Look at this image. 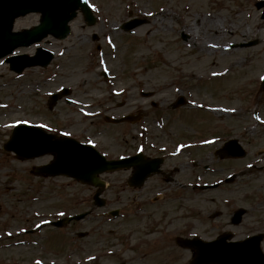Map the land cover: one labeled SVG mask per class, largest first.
<instances>
[{"label":"rangeland","instance_id":"1","mask_svg":"<svg viewBox=\"0 0 264 264\" xmlns=\"http://www.w3.org/2000/svg\"><path fill=\"white\" fill-rule=\"evenodd\" d=\"M260 2L264 0H88L96 25L87 27L78 14L70 24L71 32L65 41L45 40L41 46L55 55L49 67L28 69L17 76L0 61V264H20V261L33 264L42 258L44 264L51 260L55 264H87L85 259L95 251H101L102 258L90 264H188L189 253L176 248L171 237L183 232L182 201L176 197L179 190L166 193L164 198L163 193L158 194L161 198L157 202L139 212L134 197L148 196L151 202L159 190L128 188L127 172L102 176L106 182L105 210L93 209L84 221L65 225L58 231L45 227L26 239L27 246L22 245L24 238L16 237L22 231L36 228L44 220L67 216L72 209L95 208L91 203L94 189L64 178H34L31 169L50 158L19 161L4 152L2 145L15 125L36 124L54 134L90 141L98 150L100 144L109 150L110 156L142 148L149 154L166 153L168 158L175 155L167 164L178 167L194 157L205 158L211 143L199 144L198 156L183 158L177 144L182 142L176 133L187 131L184 137L187 139L196 131L200 138L196 142L200 143L212 142V136L220 137V142L227 137V131L230 136L240 131L245 134L244 146L249 153L247 159L235 161L233 168L242 176H250L251 185H261L264 169L258 167L264 165L260 157L264 156V93L259 84L264 76V19L261 17L264 8H256ZM161 11L168 17L159 16ZM132 18L147 22L132 32L120 30V25ZM158 19L160 23L155 21ZM193 20L198 24L209 21L221 30L236 27L234 34L224 33L208 39V44L220 42V47L225 48L224 54L221 50L202 52L195 46L201 42L202 35L195 40L191 37L193 32L188 33L185 28ZM37 23L38 15L30 14L18 19L14 29L30 28ZM93 33L98 40L92 41ZM249 42H254V46L240 47ZM97 44L100 50L96 49ZM32 52L31 48L18 51ZM202 60L205 65L200 70L197 62ZM102 72L109 74L107 79ZM60 87L71 89L73 104L59 103L54 111L48 110L45 102L49 93ZM153 90L163 93L155 99L140 96L141 91ZM180 95L184 96L185 105L175 112L170 108L166 111L163 106ZM152 100L162 101L156 113L160 122L158 127L150 122L154 134L149 132L137 137L136 143L121 126L106 128L102 125V116L98 117L135 109L148 116L154 109L148 104ZM212 111H219L221 115L216 116ZM162 119H165L164 125ZM93 133L99 134L90 140ZM247 160L251 161V172L246 167ZM222 167L230 168L232 164L223 162ZM229 170L227 174L232 173ZM213 197L219 208L229 207L233 201L235 208L240 207L236 203L241 201L232 187L213 191ZM79 200L83 205L74 207L72 202ZM114 209H119L118 218H108L105 223L99 217L104 211ZM144 223L157 224L151 229L154 232L149 231V238L144 237ZM192 226L193 220H189L187 235L194 233ZM117 227L122 234L119 232L116 236L113 231ZM159 228L162 235H157L161 237L158 242L154 235ZM77 232H86L88 237L79 240ZM51 234L57 250L49 244L50 240L40 250L41 237ZM118 236L123 238L117 239ZM137 237H144L146 243L139 244L135 254ZM52 250L57 254L51 255Z\"/></svg>","mask_w":264,"mask_h":264},{"label":"water","instance_id":"2","mask_svg":"<svg viewBox=\"0 0 264 264\" xmlns=\"http://www.w3.org/2000/svg\"><path fill=\"white\" fill-rule=\"evenodd\" d=\"M77 10L81 11L88 25L94 24V17L85 0H0V59L13 54L19 47L38 43L48 35L56 39H64L69 33L68 23L76 16ZM29 13L40 14L39 24L31 29L13 32L15 19ZM142 23L143 21L134 20L123 25V29L130 30ZM37 51L36 58L18 55L6 58V62H9L11 69L17 73L33 65L46 66L51 54L41 48ZM262 85L264 86V82ZM67 93L68 91L64 90L61 94ZM59 96H51L50 104H53ZM181 104H183L181 100L176 103V105ZM4 149L14 152L21 159L51 154L54 157L53 161L46 166L36 168L34 170L36 176L64 175L95 186L99 184L96 174L105 170L128 168L134 161L133 158H129L107 162L92 147L24 126L14 129ZM82 217L83 215L70 217L53 225L59 227L65 222L72 219L79 220ZM250 240L232 244H227L224 240L201 245L196 240H180L179 243L193 250L194 258L190 264H264L259 258L258 244L253 245Z\"/></svg>","mask_w":264,"mask_h":264},{"label":"flooded vegetation","instance_id":"3","mask_svg":"<svg viewBox=\"0 0 264 264\" xmlns=\"http://www.w3.org/2000/svg\"><path fill=\"white\" fill-rule=\"evenodd\" d=\"M153 106L156 107L157 105L154 104ZM143 119L144 117H142L135 124L123 123V127L132 128V133H138V130H140L143 123H145L142 122ZM186 132L187 131H182L178 134L182 142L181 152L183 153V158H189L194 154L198 156V151L200 150L201 146L199 145L200 143H197L196 141H198L200 138L197 136L195 131L193 135L189 134L188 138L186 139L184 138ZM230 135V131H227V137L223 138V140L220 142L218 141L220 137L212 136L214 142L209 146L210 149L207 150V156L205 158L199 159L194 157L188 162L180 163L178 167L167 164L169 158L166 157V154H149L145 152L146 158L161 157L163 162L160 166L159 174L149 178L141 189H147L151 192L159 190L157 194L163 193L162 198L166 196V193L174 194L179 190V194H177L178 196L176 197L182 201L180 215L182 216L181 219L184 221L183 232L181 234L183 237L191 238L196 236L202 241L209 242L221 236L230 235L231 240L241 241L249 237L262 234L263 240L261 242V247L263 249L264 182H261V185H251L252 182L250 176H242L238 169L233 168V163L235 161L247 159L246 157L248 156L249 151L243 159L220 158V154H215L214 152L216 149L221 147L225 141L230 138H235ZM237 140L238 143L246 149L244 146L245 143L243 136L239 137ZM135 154L136 152L125 154L122 153L118 157L132 156ZM260 157L261 160L264 161V156ZM206 161L208 163H203ZM247 161V166H249L250 160ZM223 162H230L232 167H222ZM217 163L219 164L217 165ZM214 165L216 168H214ZM229 169L232 170V173L229 174V176L223 174L225 171H229ZM250 170L251 168L249 169V172ZM255 183L258 184L259 181L257 180ZM212 184L218 185L212 190L201 189V187L204 185ZM228 187H232L234 192L238 194L239 201L241 202L236 203V205L240 207L235 208L234 201L229 207L226 208H219L215 204L213 191H223ZM229 194L234 193L230 192ZM220 196L221 195L218 192L217 197ZM147 200L148 196L145 198L140 195L134 197L138 211L143 212L147 210L145 207L146 203L148 202ZM157 201L158 198L153 197V202ZM168 209L170 210V208H165V210ZM189 220H193L194 223V226L191 227V231H194V233L191 235L186 234L187 223H189ZM143 230L146 231L144 237H151V233L149 231L152 230L148 225H143ZM243 231L246 232L244 234H239V232L243 233ZM155 232H157V234L154 236L161 234L159 231Z\"/></svg>","mask_w":264,"mask_h":264},{"label":"bare ground","instance_id":"4","mask_svg":"<svg viewBox=\"0 0 264 264\" xmlns=\"http://www.w3.org/2000/svg\"><path fill=\"white\" fill-rule=\"evenodd\" d=\"M136 11L139 12L138 3H137ZM158 15L163 17V18L168 17V14L163 12V11L158 13ZM160 19L155 20V21L160 23L161 22ZM194 21L195 20H193V22H191V24L185 28L187 29L188 33L193 32L191 34V37L195 40H197L199 38V36L202 35L201 36V42L195 46L202 52L204 51L207 53H209V52L214 53V50H221L222 54H224L225 48L223 49V47H220V42L218 43V42L214 41L213 43L208 44L209 43L208 39L210 37H214V35H218L217 37H219L220 35H222L224 33L234 34L236 27H233L232 29L230 27L229 28L227 27V28H224L221 30L218 27H216L215 25L211 24L209 21H208V24L203 23V22L198 24L197 21H195V22ZM214 22H215V24H217L216 21H214ZM197 65H198V68L201 70L205 65V61L202 60L200 62H197ZM212 112L215 113L216 116L221 115V112H219V111H212Z\"/></svg>","mask_w":264,"mask_h":264},{"label":"snow or ice","instance_id":"5","mask_svg":"<svg viewBox=\"0 0 264 264\" xmlns=\"http://www.w3.org/2000/svg\"><path fill=\"white\" fill-rule=\"evenodd\" d=\"M261 79H264V77H262Z\"/></svg>","mask_w":264,"mask_h":264}]
</instances>
